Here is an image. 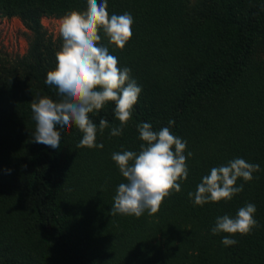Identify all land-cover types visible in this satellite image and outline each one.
I'll use <instances>...</instances> for the list:
<instances>
[{
	"label": "trees",
	"instance_id": "trees-1",
	"mask_svg": "<svg viewBox=\"0 0 264 264\" xmlns=\"http://www.w3.org/2000/svg\"><path fill=\"white\" fill-rule=\"evenodd\" d=\"M87 10V0H0V17L27 31L20 56L0 53V264H264V0H108V13H130L132 38L123 50L102 43L129 68L142 91L120 136L114 104L90 114L96 144L80 147L73 125L57 130L56 150L34 143L31 103L58 101L46 85L63 40L42 18ZM109 121L101 133L99 120ZM187 142L188 179L159 212L139 218L112 215L124 182L114 152H138L137 124L167 127ZM243 158L260 165L231 201L196 205L188 196L213 167ZM255 204L259 227L213 235L218 216L235 217Z\"/></svg>",
	"mask_w": 264,
	"mask_h": 264
},
{
	"label": "clouds",
	"instance_id": "clouds-1",
	"mask_svg": "<svg viewBox=\"0 0 264 264\" xmlns=\"http://www.w3.org/2000/svg\"><path fill=\"white\" fill-rule=\"evenodd\" d=\"M107 8L108 0H87L86 11H71L60 22L63 44L56 53V67L47 73L45 83L57 89L61 99L41 97L32 101L36 122L34 143L56 150L61 145L57 126L74 125L82 133L80 147L103 148V144H96L97 125L90 114H98L108 104H114V115L120 126L111 128V136L122 135L132 119L142 89L131 78L129 68H120L118 58L102 43L101 33L110 45L123 50L132 38L134 20L127 12L110 15ZM174 124V120H169L167 127L154 131L151 123H138L140 150L112 154L124 179L114 196L112 215L139 218L147 211L152 216L159 212L165 199L181 192V182L188 179L186 161L193 154L185 155L187 142L171 132ZM107 127L109 121L101 117L100 132ZM260 170L259 164L235 158L226 165L213 167L188 196L201 206L231 201L243 191L244 185H237L238 179L251 182L255 178L253 174ZM255 213V204L248 203L238 209L235 217L218 216L212 234H228L222 244L235 245L238 241L233 237L247 236L259 227Z\"/></svg>",
	"mask_w": 264,
	"mask_h": 264
},
{
	"label": "rangeland",
	"instance_id": "rangeland-1",
	"mask_svg": "<svg viewBox=\"0 0 264 264\" xmlns=\"http://www.w3.org/2000/svg\"><path fill=\"white\" fill-rule=\"evenodd\" d=\"M62 19L42 18L40 24L51 39L59 35V26ZM27 31L16 18L0 17V53L10 58L22 55L27 47Z\"/></svg>",
	"mask_w": 264,
	"mask_h": 264
}]
</instances>
